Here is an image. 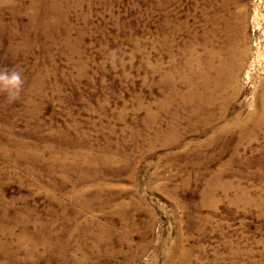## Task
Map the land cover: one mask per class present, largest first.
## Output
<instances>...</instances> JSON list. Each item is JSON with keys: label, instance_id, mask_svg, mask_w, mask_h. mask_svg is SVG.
Returning a JSON list of instances; mask_svg holds the SVG:
<instances>
[{"label": "rangeland", "instance_id": "374dc122", "mask_svg": "<svg viewBox=\"0 0 264 264\" xmlns=\"http://www.w3.org/2000/svg\"><path fill=\"white\" fill-rule=\"evenodd\" d=\"M0 264H264V0H0Z\"/></svg>", "mask_w": 264, "mask_h": 264}, {"label": "clouds", "instance_id": "9594fccd", "mask_svg": "<svg viewBox=\"0 0 264 264\" xmlns=\"http://www.w3.org/2000/svg\"><path fill=\"white\" fill-rule=\"evenodd\" d=\"M23 80L20 73L13 72H0V88L7 91L10 99H15L19 94Z\"/></svg>", "mask_w": 264, "mask_h": 264}]
</instances>
